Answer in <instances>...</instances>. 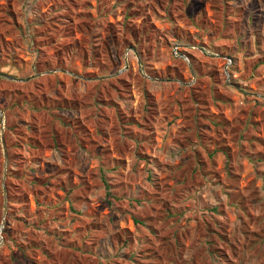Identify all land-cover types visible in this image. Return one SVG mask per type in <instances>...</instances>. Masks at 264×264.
Masks as SVG:
<instances>
[{"label": "rangeland", "instance_id": "obj_1", "mask_svg": "<svg viewBox=\"0 0 264 264\" xmlns=\"http://www.w3.org/2000/svg\"><path fill=\"white\" fill-rule=\"evenodd\" d=\"M0 227V264H264V0H0Z\"/></svg>", "mask_w": 264, "mask_h": 264}, {"label": "built area", "instance_id": "obj_2", "mask_svg": "<svg viewBox=\"0 0 264 264\" xmlns=\"http://www.w3.org/2000/svg\"><path fill=\"white\" fill-rule=\"evenodd\" d=\"M172 51H173V53L176 56H179V57L181 56V57H184L186 59L184 54L181 53L180 49H178L177 46L173 47ZM231 66H232L231 58L230 57H225V62H224V65H223V75H224V77L226 79H228L230 77Z\"/></svg>", "mask_w": 264, "mask_h": 264}, {"label": "trees", "instance_id": "obj_3", "mask_svg": "<svg viewBox=\"0 0 264 264\" xmlns=\"http://www.w3.org/2000/svg\"><path fill=\"white\" fill-rule=\"evenodd\" d=\"M4 231H6V228L3 229V233H4Z\"/></svg>", "mask_w": 264, "mask_h": 264}, {"label": "water", "instance_id": "obj_4", "mask_svg": "<svg viewBox=\"0 0 264 264\" xmlns=\"http://www.w3.org/2000/svg\"><path fill=\"white\" fill-rule=\"evenodd\" d=\"M0 230H1V227H0Z\"/></svg>", "mask_w": 264, "mask_h": 264}]
</instances>
